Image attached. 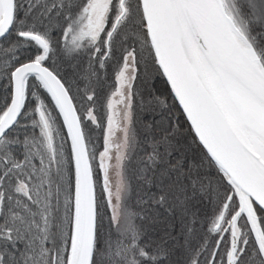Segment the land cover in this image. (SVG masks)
Returning <instances> with one entry per match:
<instances>
[{
    "label": "snow or ice",
    "instance_id": "1",
    "mask_svg": "<svg viewBox=\"0 0 264 264\" xmlns=\"http://www.w3.org/2000/svg\"><path fill=\"white\" fill-rule=\"evenodd\" d=\"M0 264H264V0H0Z\"/></svg>",
    "mask_w": 264,
    "mask_h": 264
}]
</instances>
